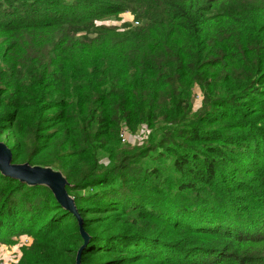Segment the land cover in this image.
<instances>
[{
    "label": "trees",
    "instance_id": "obj_1",
    "mask_svg": "<svg viewBox=\"0 0 264 264\" xmlns=\"http://www.w3.org/2000/svg\"><path fill=\"white\" fill-rule=\"evenodd\" d=\"M2 1L0 141L15 164L59 170L81 218L0 170V247L32 238L13 264H76L82 247L81 264H264L246 250L264 241L263 192L251 210L249 194L222 199L264 175V4ZM125 10L134 21L97 23ZM162 123L176 142L122 143Z\"/></svg>",
    "mask_w": 264,
    "mask_h": 264
},
{
    "label": "rangeland",
    "instance_id": "obj_2",
    "mask_svg": "<svg viewBox=\"0 0 264 264\" xmlns=\"http://www.w3.org/2000/svg\"><path fill=\"white\" fill-rule=\"evenodd\" d=\"M66 0H55L57 3L63 4V2ZM254 4H264V0H250ZM27 1H23L21 3H25ZM2 3H13L9 0H3ZM68 3V2H67ZM19 3H15V6H18ZM48 6L53 7L51 4H48ZM134 21V16L130 11H123L120 13H112L102 16L97 20V23L100 25L105 26H113V25H122L126 22H132ZM203 102V95L202 92L198 87H195L193 89V97L190 104V117L192 119H196L199 116V113L201 111ZM261 110V122L259 123V127H264V107L260 108ZM192 129H197L195 127H191ZM123 131V144H128L130 146H136V147H143L148 149L149 147H153L154 143L160 139L167 138L168 141L176 142L177 132L178 128H174L173 125L170 124H158L156 127L151 128L147 125H141L138 130L135 133H130L126 129ZM171 131V136L166 137L164 135L165 132ZM260 132V130H257ZM256 131V132H257ZM183 133H186L188 135H191V130H182ZM255 135V134H254ZM253 135V136H254ZM207 143V142H205ZM213 143H219L220 145H223L224 142L220 141H214ZM263 144V139H262ZM182 145L191 146L193 144L184 143ZM180 147L178 146L177 149ZM102 162L105 163L106 160L102 159ZM168 163V162H164ZM152 165V163L150 164ZM178 178H183V174H177ZM240 183L237 184V188L239 191L233 190L232 193L229 196H222L223 200H228L229 204L231 206H235V202L240 199V195L242 193H246L250 195V200L246 204V209L251 210L250 207L251 201L254 200V193H256V190H261L263 192V195H258L259 198L264 196V189L260 188V185L264 183V175H260V173L252 172L251 174L243 171L242 177L239 180ZM242 201L239 200L237 206L242 205ZM234 204V205H232ZM32 243V238L28 236H21L19 240L17 241V244L15 245H9L4 244L2 247H0V264H13L16 263L22 256L23 249L26 248L27 245H30ZM242 243V242H240ZM247 252L250 253L252 256L255 257H261L264 256V241L262 239H256L255 243H251L247 247ZM248 264H262L258 261H250Z\"/></svg>",
    "mask_w": 264,
    "mask_h": 264
},
{
    "label": "water",
    "instance_id": "obj_3",
    "mask_svg": "<svg viewBox=\"0 0 264 264\" xmlns=\"http://www.w3.org/2000/svg\"><path fill=\"white\" fill-rule=\"evenodd\" d=\"M0 170L8 176L18 178L29 185H45L51 189L54 196L69 212L77 216L81 222L74 198L68 193V181L57 169L51 166L30 165L29 163L15 164L12 160V151L5 142L0 141ZM81 233L88 242V234L81 229ZM83 248V247H82ZM80 248L76 264H81Z\"/></svg>",
    "mask_w": 264,
    "mask_h": 264
},
{
    "label": "built area",
    "instance_id": "obj_4",
    "mask_svg": "<svg viewBox=\"0 0 264 264\" xmlns=\"http://www.w3.org/2000/svg\"><path fill=\"white\" fill-rule=\"evenodd\" d=\"M122 137H123V134H122ZM123 140H125V139H123Z\"/></svg>",
    "mask_w": 264,
    "mask_h": 264
},
{
    "label": "crops",
    "instance_id": "obj_5",
    "mask_svg": "<svg viewBox=\"0 0 264 264\" xmlns=\"http://www.w3.org/2000/svg\"><path fill=\"white\" fill-rule=\"evenodd\" d=\"M2 247V246H1Z\"/></svg>",
    "mask_w": 264,
    "mask_h": 264
}]
</instances>
